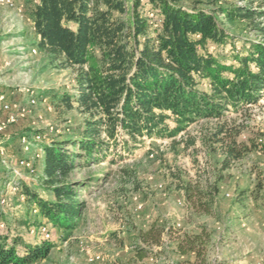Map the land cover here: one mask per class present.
<instances>
[{
	"label": "trees",
	"instance_id": "trees-1",
	"mask_svg": "<svg viewBox=\"0 0 264 264\" xmlns=\"http://www.w3.org/2000/svg\"><path fill=\"white\" fill-rule=\"evenodd\" d=\"M130 1L129 9L126 0L32 3L37 46L61 67L77 69L75 93L52 96L68 109L76 103L86 119L76 134L42 145L44 180L38 188L54 198L23 186L29 209L38 211L24 224L30 230L51 225L67 234L77 228L85 207L80 200L83 185L69 182V176L80 158H105L120 134L134 144L131 147L143 139L172 140V146H178V136L190 126L214 120L204 126L202 142L209 152L221 153L222 171L253 151L264 153V145L240 141L246 126L227 118L231 111L240 113L257 104L264 92V42H245L232 57L209 50V44H234L228 27L240 23L264 39V0H204L198 3L205 8L192 9L182 6L183 0ZM220 186L178 185L189 207L210 217H217ZM165 237L186 258L183 264H214L212 227L203 224L183 232L159 221L140 229L133 259H148L154 247H164ZM52 248L44 236L26 240L11 228L0 231V264H39Z\"/></svg>",
	"mask_w": 264,
	"mask_h": 264
},
{
	"label": "rangeland",
	"instance_id": "rangeland-1",
	"mask_svg": "<svg viewBox=\"0 0 264 264\" xmlns=\"http://www.w3.org/2000/svg\"><path fill=\"white\" fill-rule=\"evenodd\" d=\"M13 1V8L0 4V97L16 105L18 115L15 123H9L0 109V231L11 228L29 240L41 237L42 233L24 225L38 211L34 206L29 209L23 186L35 188L45 199L54 198L38 188L44 180L42 145L81 131L86 115L77 109L76 103L68 109L53 98L54 93H75L77 69L61 67L59 61H51L37 46L30 15L34 0ZM201 1L204 0H183L182 6L205 8L198 3ZM126 4L129 9L131 1L126 0ZM228 32L235 39L234 44H209L210 52L232 57V51L241 50L245 42H264L244 23L228 27ZM94 58L91 63H95ZM33 98L38 101L36 105L23 112L17 109L27 107ZM227 118L238 119V123L246 126L240 141L264 145V92L257 104L240 113L231 111ZM208 122L190 126L178 136V146H172V140L143 139L131 147L134 144L120 134L116 142H111L112 149L105 158L76 161L69 182L83 185L80 200L85 207L81 220L67 234L48 226L53 248L39 264H89L88 258L93 254L102 255L103 264H171L174 253L168 237L164 238V247H154L145 262L139 263L133 257L139 244L135 237L140 229H147L154 221L181 229L177 225L181 222L169 219L174 214L184 216L190 226L207 224L215 230L210 252L214 264L222 262L225 254L229 257L235 252L237 245L233 243H237V238L246 249L242 258L252 254L247 250H254L253 263L264 264V153L253 151L222 171L221 153L209 152L202 142L204 126L215 121ZM36 134L44 139L23 148L20 140ZM190 139L195 145L187 147ZM21 158L32 162L34 174L17 168ZM15 168L20 175L14 174ZM11 179H17L20 190L4 194ZM187 182L204 186L219 182L222 189L217 198V217L198 215L189 207L183 189L178 187ZM238 198L241 201L237 202ZM2 199L6 200L5 204H1ZM234 207H237L235 215ZM32 209L30 217H26ZM18 251L23 253L24 248L18 247Z\"/></svg>",
	"mask_w": 264,
	"mask_h": 264
},
{
	"label": "built area",
	"instance_id": "built-area-1",
	"mask_svg": "<svg viewBox=\"0 0 264 264\" xmlns=\"http://www.w3.org/2000/svg\"><path fill=\"white\" fill-rule=\"evenodd\" d=\"M0 4L2 5H6L8 7H15L14 1L13 0H0ZM150 16H153L152 14ZM0 109L2 111L3 114H6V118L8 120L9 123H15L17 121V113H16V105H12L10 104L4 96L0 97ZM38 101L33 98L31 100H29L28 102V106H20L19 109L20 112H23L26 110V108L28 107H32L34 105H36ZM19 113V112H18ZM42 139H44V137H42L39 134L34 135L31 139H28L26 137H23L21 140L22 146L23 148L29 147L30 145L32 146V143L34 141H41ZM17 168H22L24 170H26L29 174H34L36 172V169L34 168L32 162H30L28 159L25 158H21L18 163H17ZM14 174L15 175H20V173L18 172V170L15 168L13 169ZM18 190H20V183L17 181V179H11L9 180V182L7 183L6 186V191L4 194H10V193H16ZM6 200L2 199L1 204H5ZM180 227V226H179ZM39 231L42 233V236H44L46 239L50 240L52 239V234L48 228L47 225L42 226ZM104 262V258L102 255L100 254H93L88 258V263L89 264H103Z\"/></svg>",
	"mask_w": 264,
	"mask_h": 264
},
{
	"label": "crops",
	"instance_id": "crops-1",
	"mask_svg": "<svg viewBox=\"0 0 264 264\" xmlns=\"http://www.w3.org/2000/svg\"><path fill=\"white\" fill-rule=\"evenodd\" d=\"M220 188L222 189V186H220ZM235 210H237V207H234V212H233V215H235ZM228 211V209L225 210V212ZM172 218H169L170 220L174 221V223H178V222H181L182 224L178 223L177 225L181 226V229L183 232H186V231H191L193 229H195L196 227L195 226H190V224L186 221L185 217L184 216H180L178 214H174L173 216H171ZM251 236L252 234L248 233V236ZM224 239L227 240V237L224 236ZM237 243H233L236 244L237 246L233 249L235 252L230 255L229 257L226 256V254L224 255V263L226 264H254L253 262V253H254V250H247V251H250V253H252L250 256L248 257H245V258H242V254L244 252H246L245 250L246 249H243L242 248V244L241 242L239 241V239L237 238L235 240ZM171 247L170 249L173 250V253H174V259H172L171 261V264H183L184 260L186 258L180 256L177 251H176V244L174 243V241H169L168 242ZM230 247L232 245H229ZM241 255V256H239ZM234 257H239L237 258L236 260L234 259ZM152 260V259H151ZM222 261V262H223ZM145 262V261H144Z\"/></svg>",
	"mask_w": 264,
	"mask_h": 264
}]
</instances>
